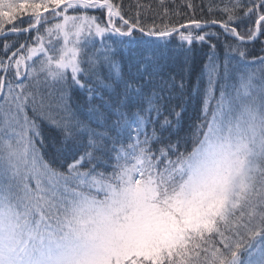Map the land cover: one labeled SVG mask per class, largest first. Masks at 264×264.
<instances>
[{"label": "snow or ice", "instance_id": "1", "mask_svg": "<svg viewBox=\"0 0 264 264\" xmlns=\"http://www.w3.org/2000/svg\"><path fill=\"white\" fill-rule=\"evenodd\" d=\"M0 264H264V0H0Z\"/></svg>", "mask_w": 264, "mask_h": 264}, {"label": "trees", "instance_id": "2", "mask_svg": "<svg viewBox=\"0 0 264 264\" xmlns=\"http://www.w3.org/2000/svg\"><path fill=\"white\" fill-rule=\"evenodd\" d=\"M190 115H192V111H191V109H189V113L188 114H186V121H185V130L187 129V123H188V119H187V117L188 116H190ZM50 135V133H47L46 131H44V136H45V140H46V142H47V147H48V139H49V136ZM45 148V153L46 154H50V153H47V149L49 150V148ZM53 152H54V150H53Z\"/></svg>", "mask_w": 264, "mask_h": 264}, {"label": "bare ground", "instance_id": "3", "mask_svg": "<svg viewBox=\"0 0 264 264\" xmlns=\"http://www.w3.org/2000/svg\"><path fill=\"white\" fill-rule=\"evenodd\" d=\"M187 126V125H186ZM50 136V135H49ZM47 148H49V150L47 149V153H52L53 152V150H54V148H53V146H52V144H51V142H50V140L48 139V147Z\"/></svg>", "mask_w": 264, "mask_h": 264}, {"label": "rangeland", "instance_id": "4", "mask_svg": "<svg viewBox=\"0 0 264 264\" xmlns=\"http://www.w3.org/2000/svg\"><path fill=\"white\" fill-rule=\"evenodd\" d=\"M44 131H46L47 133H50L47 128H45Z\"/></svg>", "mask_w": 264, "mask_h": 264}]
</instances>
